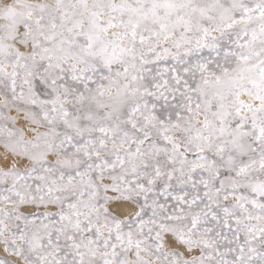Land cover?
Wrapping results in <instances>:
<instances>
[{
  "label": "snow or ice",
  "instance_id": "obj_1",
  "mask_svg": "<svg viewBox=\"0 0 264 264\" xmlns=\"http://www.w3.org/2000/svg\"><path fill=\"white\" fill-rule=\"evenodd\" d=\"M0 264H264V0H0Z\"/></svg>",
  "mask_w": 264,
  "mask_h": 264
}]
</instances>
